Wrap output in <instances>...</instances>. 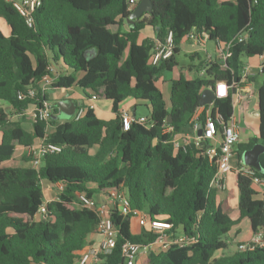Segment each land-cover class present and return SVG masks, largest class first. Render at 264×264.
I'll return each instance as SVG.
<instances>
[{
	"label": "trees",
	"instance_id": "obj_1",
	"mask_svg": "<svg viewBox=\"0 0 264 264\" xmlns=\"http://www.w3.org/2000/svg\"><path fill=\"white\" fill-rule=\"evenodd\" d=\"M151 1L152 12L129 23L135 9L130 0H43L29 27L9 0H0V18L10 29L9 35L0 29V264H78L90 236L98 234L99 217L76 206L77 196L94 198L121 187L131 206L144 211L150 223L169 222L194 240L185 247L152 252L142 264H264L263 247L217 256L228 248L225 237L241 221L248 220L253 233L264 231V191L258 198L253 178L239 173L240 217L231 219L217 202V191L209 187L216 164L207 146L176 149L173 143L194 134L191 120L202 108L205 89L220 81H239L242 58L264 56V0ZM147 28L155 38L141 41ZM194 28L223 43L242 30L249 38L234 44L226 63L202 61L199 67L207 69L202 77L172 80L167 105L158 80L178 66L181 46ZM169 33L174 35L175 55L153 65L155 46ZM196 58L200 56H191L192 61ZM48 75L54 78L53 89L77 87L88 100L111 103L115 118L101 119L79 100L80 118L54 120L59 110L53 108L48 121L32 122L28 131L24 117L14 115L32 107L43 109L50 100L40 87L34 99L20 100L18 93ZM260 76L259 137L239 145L242 152L264 140V70ZM129 99L148 103L151 126L134 122L129 131L123 130L119 108ZM234 104V96L214 103L220 130L232 120ZM166 127L172 130L165 132ZM45 138L60 145L62 152L47 156L39 169L5 166L17 148ZM255 174L264 179V172ZM43 183L53 190L62 183L65 190L45 202ZM44 206L45 218L40 214ZM111 219L118 230L117 245L100 264H125L122 247L127 241L142 244L154 239L146 228L134 234L133 217L118 209L112 210Z\"/></svg>",
	"mask_w": 264,
	"mask_h": 264
},
{
	"label": "built area",
	"instance_id": "obj_2",
	"mask_svg": "<svg viewBox=\"0 0 264 264\" xmlns=\"http://www.w3.org/2000/svg\"><path fill=\"white\" fill-rule=\"evenodd\" d=\"M18 13L26 20L29 27L33 26L34 13L41 7L43 0H9ZM139 0H130L132 8H136ZM256 3L257 0H254ZM249 38L247 30H242L236 37L226 43L219 40H211L210 34L205 30H198L194 28L190 31L185 41L201 46L207 52V45L210 42L216 44V58L213 59L209 56L207 62L211 63L216 59L226 63L231 56V48L236 42L243 43ZM175 41L173 33H169L165 41L157 42L151 62L153 65H160L165 61H169L175 55ZM262 59L264 56L261 57ZM206 68L203 69V75L206 73ZM264 59L258 67L244 66L241 71V78L239 81H232L228 83L226 81L216 82L214 86V93L216 100L227 99L230 96L235 97V107L246 101L247 97L253 95L254 91V79L257 75L263 73ZM54 78L50 75L44 77L37 86H31L25 92H19L18 98L20 100L34 99L37 96L38 89L47 91V88L51 87ZM245 88L246 93L243 92ZM202 107V106H201ZM53 109L49 105H45L43 109L35 108L30 114L29 118L32 122L37 120L48 121L53 115ZM83 114V110L80 109L75 112V119H78ZM120 116L122 118L123 130L129 131L134 122L151 126V119L149 117H136L130 114L127 110H121ZM203 116L204 120L201 122L200 118ZM191 123L193 124L194 134H187L178 137L173 140L174 147L176 149L186 148L191 144L196 147L207 146L208 155L211 161L215 160L216 173L214 174L211 182L210 189L218 192H223L227 189V176L232 171L231 161L235 155V150L240 141L239 126L236 118L227 124L222 126V130L218 125L221 123V116L219 110H214V103L211 105L203 106L193 116ZM203 128V135L198 136L197 132ZM171 127H166L165 132H170ZM215 141V147H212L210 143ZM26 155L30 159L31 167L39 169L43 165V160L50 155H56L62 152L60 145L50 143L47 139H43L25 149ZM239 173H244L253 178L255 185L264 187V179L256 176L253 170H241ZM65 187L62 183H59L55 187L57 195L62 193ZM75 205L81 208L89 209L95 212L99 217V223L97 226L98 234L101 236L99 246L86 248L81 258L78 260V264H98L101 262L103 255L110 254L117 245L118 230L115 227L112 219L111 212L114 209H118L123 216H132L133 218H139L147 220V215L144 211L137 208H133L130 204V200L127 192L121 187L111 189L101 193V199L96 200L87 196L85 193H81L75 200ZM40 214L46 217L45 206L41 208ZM153 234L154 239L147 243H134L127 241L122 247V254L125 264H137L141 258H146L150 253L166 252L173 246L185 247L192 243L194 240L188 238L186 235L175 229L173 224L161 220H153L151 222V228L149 229ZM256 247L264 248V231L258 230L253 233L252 237L243 243L238 245V251L244 252L253 250Z\"/></svg>",
	"mask_w": 264,
	"mask_h": 264
},
{
	"label": "crops",
	"instance_id": "obj_3",
	"mask_svg": "<svg viewBox=\"0 0 264 264\" xmlns=\"http://www.w3.org/2000/svg\"><path fill=\"white\" fill-rule=\"evenodd\" d=\"M3 33L5 35H9L10 34V29L7 28L6 32H3ZM145 38H155V33H154L153 29L147 28L146 30H144L141 33L140 40L142 41ZM182 46H186L189 49H192V52H191L192 55L198 54L197 49H199V47H196L195 45H192V43L186 42V43L182 44ZM206 54H207V58H206L205 63L207 62L209 56H211L213 59H215L217 57L216 56L217 55L216 51L212 54L208 50L206 52ZM263 59L261 57H257V59H252V58L247 59V62L244 63V66L258 67L261 64ZM203 69L204 68L201 67L199 69V71H198V72L201 73L202 76H203ZM188 70L190 72H192L193 68H191V66H190ZM181 76L185 77L184 74H181ZM186 79H188V78H186ZM254 82H255V85H254L255 93L253 95H250L249 97H247L246 101L242 104V107H240L239 105H237L235 107V104H234V116L233 117L236 118L237 123H238V120H237V117L235 116L236 109H237V113L241 114V116H243V118L248 121L250 117L246 116V114H247L246 113V107H245L246 103L249 102L250 100H252L253 98H257L258 99V86H260L261 83H262V76L257 75L255 77V81ZM73 88H77V87H73ZM78 90H79L78 94H80L79 98H82L83 100L87 99L85 94L81 91V89L78 88ZM243 92L247 94L245 88L243 89ZM64 100H70L73 103H75L76 105H77L76 101H78L75 98H73L71 95H68L66 98H64ZM93 102L94 103L91 105V107H93L95 109V112H96V114H97V116L99 118L104 119V120H111V119L115 118L116 114L113 111L111 103H108V102H95V101H93ZM99 104H100V107L97 106ZM139 104L140 103H138L136 100L129 99V100H127L126 102H124L120 106L119 111L124 109V110L129 111L130 114L133 115V116H136V117H141V116L147 117L145 114H142V113L138 112ZM49 106H51V105H49ZM51 107H52V109L53 108H57L59 110L58 107H53V106H51ZM96 107H98V109H100L101 112L99 110H97ZM34 109H35L34 107L30 108L28 111H26V113L23 116L24 117L23 120L25 121L24 122V127L25 128H26V125H31L32 126V121L29 118V114ZM258 118H259V113H258ZM251 120H252V118H251ZM57 121H59V120H57ZM238 126H239V124H238ZM27 130L29 131V129H27ZM30 130H32V129H30ZM52 130H53V128L50 127L49 128V132H51ZM239 133H240V141H239V144L236 147L235 155H234V157H233V159L231 161L232 171L227 176V189L225 191H223V192H218L217 193V202L221 205L222 209L225 210V212L228 213L229 216L231 217V219H233V220H237L240 217L238 195L234 194L235 192L238 191V175H239V172L241 170H248V169L253 170L255 172L256 171L264 172V140L260 139V141L256 144V146L258 145L261 148L260 149V153H259L258 158H257V163L259 164L258 166L249 165L248 163H246L244 161V157H243V155L245 154L246 151L242 152L238 148L239 145H246L250 141V139L259 137V123H258V129H256L255 132H254V130H250V127H240L239 126ZM25 149L26 148H20V152L18 154V159L23 161L22 162L23 163L22 164L23 167H31L30 162H26V160H28V157L26 155V150ZM251 149H249V150H251ZM249 150H247V151H249ZM254 186H255L256 192L258 193L257 197L261 198L262 197V193L264 191V187H262L260 185H254ZM46 187L48 188L50 193L53 192V193H55V195L57 194L56 191L53 190L52 187H50L49 185L46 184ZM44 188H45V184H44ZM49 197H50V199H47L46 200L47 202H50V201L55 199V198H52V195H49ZM146 221L147 220L144 221L142 219L136 218L135 219V230H133V233L137 234V235L142 233L144 228H146ZM247 221L248 220L241 221L238 226H235L232 229V231L226 236L227 244H229L231 240H235V242H238V245H239L240 243L248 241L252 237L253 232L251 231V228H249L248 231H244V229H243V225H245ZM248 223H249V221H248ZM249 225H250V223H249ZM250 227H251V225H250ZM132 229H133V220H132ZM96 236H99L98 240H96ZM100 240H101L100 235H98V234L91 235L90 238H89L90 245H88L87 248L88 247H94V248L98 247ZM236 251L237 250L232 249V246L228 245V248L226 250H224V251L219 252L217 254V256L218 257H224V256H227V255H231V254H233ZM143 259L144 258H141L137 264H142ZM98 264H100V263H98Z\"/></svg>",
	"mask_w": 264,
	"mask_h": 264
},
{
	"label": "rangeland",
	"instance_id": "obj_4",
	"mask_svg": "<svg viewBox=\"0 0 264 264\" xmlns=\"http://www.w3.org/2000/svg\"><path fill=\"white\" fill-rule=\"evenodd\" d=\"M9 28L8 25L5 23V21L3 19L0 18V29L3 32H6V29ZM195 45V44H192ZM196 47H199V49H197L198 54L200 56V58H196L195 61L191 60V55H192V49H189L186 46H182L181 47V51L177 56V61H178V66L172 71V72H165V73H161L160 75V79L158 81V87L160 89V91L162 92L164 101L167 103V105L170 104V96H171V84L170 82L174 79H178L181 74H184L186 78L188 79H196L198 77H202L201 73L198 72L200 67V63L203 61H206L207 58V54L206 51L203 47L195 45ZM207 49L209 50L210 53H214L216 51V44L214 42H210L207 46ZM247 59H250L248 57H244L242 58V62L243 64L245 62H247ZM252 59H257V57H252ZM190 66H194L193 71L190 72L188 69ZM78 88H72V89H53L51 87L47 88V94L50 100V105L53 107H58L59 103L62 102L64 100V98H66L68 95H71L73 98H75L76 100L79 101L80 99V103H84V105L86 107H90L94 102L93 100H88L85 99L83 100L82 98H79L80 94ZM78 96V97H77ZM82 101V102H81ZM141 104H139V108H138V112L145 114L147 117L150 116V107L147 105V102H140ZM100 107V104L97 105ZM246 116H249V120L247 121L246 119L243 118V116H241V114L237 113V109L235 111V116L237 117L238 120V124L240 127H250V130H255L258 129V123H259V118H258V99L257 98H253L252 100H250L249 102L246 103ZM97 110L100 111V109H98V107H96ZM101 112V111H100ZM26 113L23 112L21 114L18 115H14V119H18L20 116H24V114ZM75 118V115L73 116L72 119ZM252 118V120H251ZM71 119V120H72ZM60 122H63L62 120H59ZM27 129H32L31 125H26ZM0 142H1V133H0ZM210 145L212 147H215L216 143L215 141H212L210 143ZM20 152V148H17V151L15 153V156L13 157L12 160L8 161L5 163L6 167H23L22 166V162L20 159H18V154ZM44 193L45 195V202H47V199H50L49 195H52V198L57 197V194L55 195V193H50V191L48 190V188L46 187L45 184V188H44ZM234 194L238 195V199H239V191L235 192ZM94 198L96 200L101 198V195H95ZM225 211V210H224ZM135 219L133 218V230H135ZM146 228L147 230H149L151 228V223L150 221L147 219L146 221ZM250 228V225L248 223V221L246 222L245 225H243V229L244 231H248V229ZM99 239V236H96V240ZM226 239V237H225ZM230 246H232V249L237 250L238 249V242H235V240H231L230 243L228 244Z\"/></svg>",
	"mask_w": 264,
	"mask_h": 264
},
{
	"label": "water",
	"instance_id": "obj_5",
	"mask_svg": "<svg viewBox=\"0 0 264 264\" xmlns=\"http://www.w3.org/2000/svg\"><path fill=\"white\" fill-rule=\"evenodd\" d=\"M153 2L151 0H141L136 8L134 9L132 15L129 18V23H134L135 20L142 18L145 14H150L153 10ZM216 102V97L214 93V86H210L205 89L201 95L200 105L207 106ZM59 114L53 116L54 120L69 121L75 115L77 110V105L70 100H64L59 103ZM198 136L203 135V128L198 130ZM260 147L255 145L251 150L246 151L243 155L244 161L249 165L258 166L257 158L260 153Z\"/></svg>",
	"mask_w": 264,
	"mask_h": 264
}]
</instances>
